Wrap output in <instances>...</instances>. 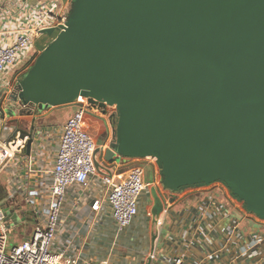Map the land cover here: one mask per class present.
Returning a JSON list of instances; mask_svg holds the SVG:
<instances>
[{
    "label": "water",
    "instance_id": "obj_1",
    "mask_svg": "<svg viewBox=\"0 0 264 264\" xmlns=\"http://www.w3.org/2000/svg\"><path fill=\"white\" fill-rule=\"evenodd\" d=\"M72 1L41 32L58 35L20 80L19 113L110 107L107 162L155 159L168 193L219 183L264 222V0ZM33 129L15 133L27 150ZM0 207L7 227L22 215Z\"/></svg>",
    "mask_w": 264,
    "mask_h": 264
},
{
    "label": "crops",
    "instance_id": "obj_2",
    "mask_svg": "<svg viewBox=\"0 0 264 264\" xmlns=\"http://www.w3.org/2000/svg\"><path fill=\"white\" fill-rule=\"evenodd\" d=\"M17 1L29 5L35 2L8 0L4 9H16ZM17 23L1 16L0 31H11ZM13 38L0 36V46H8ZM8 78H0L1 151L15 140L17 129L29 130L34 125L28 150L18 143L0 153V165L7 158L0 168V199L13 210L20 209L15 212L22 215L10 227L16 228L18 242H23L41 222L62 128L77 106H27L21 114L22 109L9 94ZM93 108L96 110L85 117V128L99 149L109 146L113 139L114 110ZM103 137L100 145L98 141ZM139 164L145 163L135 161L105 172H111L114 181L121 182ZM151 185L139 199L137 216L122 231L117 230L106 206L98 213L90 209L92 202L103 195L99 180L91 178L85 186L67 188L54 248L76 257L79 264H170L174 258L186 264H264V223L235 209L223 186L215 183L168 193L161 186Z\"/></svg>",
    "mask_w": 264,
    "mask_h": 264
},
{
    "label": "built area",
    "instance_id": "obj_3",
    "mask_svg": "<svg viewBox=\"0 0 264 264\" xmlns=\"http://www.w3.org/2000/svg\"><path fill=\"white\" fill-rule=\"evenodd\" d=\"M7 3L8 0H0V18L3 16L5 19L9 18L12 23L14 21L18 23L11 31H0V36L14 37L8 46H0V78L9 77L8 91L13 95V99H16L20 80L42 52L35 47V41L41 37L43 30L65 27L72 0H35L32 5L25 1H17L16 9L11 11L4 9ZM15 102L18 103V99ZM74 104L77 110L66 120L62 128L58 150L50 170L52 180L49 199L42 212L41 222L28 240L13 246L8 254L5 253L8 223L0 207V264H79L76 257L54 248L60 212L69 187L85 186L91 178L99 180L103 186V195L101 199L92 202L90 209L93 213H98L106 206L118 231L127 228L137 216L139 199L150 185L143 182L142 170L139 168L130 170L121 182H115L112 173L105 170L114 172L135 161H143L151 166L153 171L151 186L160 187L158 169L153 158H124L121 162H107L104 154L109 146L105 144L97 149L85 128L86 115L96 108H93L85 98H78ZM7 144L9 149L17 144L25 146L18 137ZM223 188L233 207L243 216L264 223L248 213L224 186ZM170 264L186 263L181 258H174Z\"/></svg>",
    "mask_w": 264,
    "mask_h": 264
},
{
    "label": "rangeland",
    "instance_id": "obj_4",
    "mask_svg": "<svg viewBox=\"0 0 264 264\" xmlns=\"http://www.w3.org/2000/svg\"><path fill=\"white\" fill-rule=\"evenodd\" d=\"M72 3H73V1H72ZM57 35H58V32H54V34L51 36H48L46 34H42L41 37L35 41V47L40 49V50H43V48H46L51 44V42L53 41V39ZM103 141H104V137L100 138L98 143L101 145L103 143ZM6 147L7 148H4L3 151H1V149H0V153H3L6 149H9L8 144ZM12 153L13 152H11V155H12ZM6 160H7V158L4 159V161L0 165V168L6 163ZM136 168H139L140 170L143 171V179L147 185H150L153 182V171H152L151 166H149L147 164H139V165H136ZM19 236H20V234L16 230V228H14V226L10 227L8 239H7L6 246H5V253L6 254L10 253L12 247L15 244L22 243V242H18Z\"/></svg>",
    "mask_w": 264,
    "mask_h": 264
}]
</instances>
